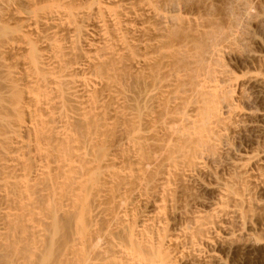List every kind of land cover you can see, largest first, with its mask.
<instances>
[{
  "label": "bare ground",
  "instance_id": "6f19581e",
  "mask_svg": "<svg viewBox=\"0 0 264 264\" xmlns=\"http://www.w3.org/2000/svg\"><path fill=\"white\" fill-rule=\"evenodd\" d=\"M159 1L0 0V264H221L219 230L231 249L264 221L260 136L225 168L205 162L238 78L214 45L161 27Z\"/></svg>",
  "mask_w": 264,
  "mask_h": 264
},
{
  "label": "rangeland",
  "instance_id": "374dc122",
  "mask_svg": "<svg viewBox=\"0 0 264 264\" xmlns=\"http://www.w3.org/2000/svg\"><path fill=\"white\" fill-rule=\"evenodd\" d=\"M158 5L161 12L155 19L157 23H162L161 27H168L167 29L169 30L171 28L170 31L176 32L175 35L178 32V37H180L179 33H181V36L183 35L182 37L185 39L187 36L190 37L189 39L195 38L188 39L191 43L193 40H195L193 43H197L199 40L202 46L197 45L198 47L203 48L207 43L205 49H208L207 47L212 49L211 47L214 45L215 56L213 59L214 61L216 59L219 67L221 66L222 75L226 78L229 77L232 82L236 81H233L235 77L238 78H236L238 81L236 82L237 86L235 83L231 84V88H235L232 94L233 97L231 100L229 98L233 106L231 108L232 113H229L226 102L220 103L222 114L228 117L232 123L229 133H227V137H224V135L220 140L221 143L218 146L219 154L212 159H210L211 157L208 158L211 160L210 162L208 159L205 162L208 165H215L220 162V166L227 167V164L232 163L241 152L256 151V137L258 135L260 136V146L258 144V147L263 149L264 132L259 134L255 126L264 127V117L260 116V112L264 111V102L258 100L260 98L255 97L256 93L250 88L254 83L253 77L258 79L260 75L257 62L252 58L254 57L255 59L258 53L259 55L260 53L264 55V0H161ZM182 41H184L183 38ZM189 41L188 46L192 47ZM185 42L187 43V41ZM201 48L198 49L201 50ZM198 49L195 50L196 53L194 50H191V52H194V55L202 53V50L198 53ZM254 64H256L257 69ZM226 86L228 85H225L224 89L227 90L228 87ZM234 103L237 104L238 108L234 106ZM261 158L264 161V155ZM219 164V169H222L223 167H220ZM206 174L204 173L203 175L204 180L207 179ZM208 180L209 182L213 181L211 177L206 181ZM194 182L196 184V181ZM190 184H194L193 181ZM257 184V188L256 186L252 187H255L254 190L256 189L255 191L252 189L253 197L260 203L259 208H264V178ZM194 191L201 198L212 197V192L209 189L203 188L202 190L200 187ZM262 204L263 206H260ZM208 207L207 203L203 205L205 210ZM258 209L257 212H263V209ZM229 232L230 230L225 228L219 230V237L215 238L213 244L210 243L212 246L208 248L209 251L215 252L218 257L223 259L221 264H264L263 218L255 215L250 222L248 220L242 230V234L240 233L241 236L233 237L234 239L236 238L235 241L232 238L231 249L226 248L227 246L222 244L224 237Z\"/></svg>",
  "mask_w": 264,
  "mask_h": 264
}]
</instances>
